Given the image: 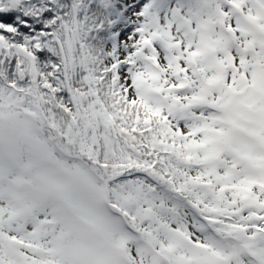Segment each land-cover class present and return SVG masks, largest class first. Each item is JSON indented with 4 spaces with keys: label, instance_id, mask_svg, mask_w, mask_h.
I'll list each match as a JSON object with an SVG mask.
<instances>
[{
    "label": "snow or ice",
    "instance_id": "1",
    "mask_svg": "<svg viewBox=\"0 0 264 264\" xmlns=\"http://www.w3.org/2000/svg\"><path fill=\"white\" fill-rule=\"evenodd\" d=\"M0 264H264V0H0Z\"/></svg>",
    "mask_w": 264,
    "mask_h": 264
}]
</instances>
